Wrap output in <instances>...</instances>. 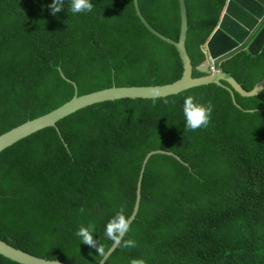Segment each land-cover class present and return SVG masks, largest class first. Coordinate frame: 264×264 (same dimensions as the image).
<instances>
[{
  "label": "trees",
  "instance_id": "obj_1",
  "mask_svg": "<svg viewBox=\"0 0 264 264\" xmlns=\"http://www.w3.org/2000/svg\"><path fill=\"white\" fill-rule=\"evenodd\" d=\"M138 1L157 31L179 39V0ZM226 1L186 0L194 76L202 75L201 46ZM53 2L0 0V135L76 93L181 77L176 46L142 22L134 0H92V12L77 14L64 0L55 15ZM221 68L251 90L264 77V47L257 55L240 51ZM233 92L241 108L217 83L165 98L97 103L5 149L0 238L40 258L99 264L104 257L75 233L93 223L94 239L110 249L108 221L122 204L132 215L142 162L162 150L175 157L156 154L147 163L138 214L124 237L136 247H117L106 264H264V90ZM189 95L214 105L208 127L185 128ZM0 264L19 263L0 254Z\"/></svg>",
  "mask_w": 264,
  "mask_h": 264
},
{
  "label": "water",
  "instance_id": "obj_2",
  "mask_svg": "<svg viewBox=\"0 0 264 264\" xmlns=\"http://www.w3.org/2000/svg\"><path fill=\"white\" fill-rule=\"evenodd\" d=\"M137 14L142 22L161 39L176 46L183 63V73L177 80L166 84H155L152 86H113L96 92L75 96L61 105L57 109L43 116L29 120L10 131L0 135V153L11 147L18 141L29 137L49 127L57 128V123L79 110L91 105L121 99H156L165 98V96L176 94L186 89L209 83H217L227 87L234 98V102L241 107L235 98L233 89L242 96H255L264 90V77L256 83L251 89L247 90L230 73L221 68V63L231 58L236 53L247 50L253 55L259 54L264 47V0H227L221 12L219 21L215 29L210 34L207 41L201 46L206 55V59L197 66V70L202 73L201 76H194V66L192 59L187 51L186 39L189 28V19L186 0H179L181 15V31L179 39L175 40L163 33L157 31L143 15L139 1L134 0ZM62 76L65 78L64 74ZM69 82L76 84L71 80ZM228 82L230 86L223 83ZM153 89L159 91V97H154ZM77 92V89H76ZM253 110V109H252ZM156 154H175L167 151H152L148 153L142 162L140 177L137 185V198L132 215V223L139 210L141 201V190L144 173L149 159ZM178 159L189 167L181 158ZM117 247L111 246L108 256L103 258L99 264H106L111 254ZM0 254L19 264H68L60 260H49L34 256L23 250L17 249L0 238Z\"/></svg>",
  "mask_w": 264,
  "mask_h": 264
},
{
  "label": "clouds",
  "instance_id": "obj_3",
  "mask_svg": "<svg viewBox=\"0 0 264 264\" xmlns=\"http://www.w3.org/2000/svg\"><path fill=\"white\" fill-rule=\"evenodd\" d=\"M49 7L51 9V13L55 15L64 8V0H54V2ZM93 7L94 5L92 3V0H70V10L73 14L90 13L93 11ZM153 95L154 97H159L160 93L158 90L153 89ZM164 102L165 104L169 103V101L167 100H165ZM171 103L174 105L175 101H172ZM213 109L214 105L211 101H208L205 104L199 102V99L196 96H187L183 102L185 128L187 130L195 131L200 128L208 127L210 124ZM187 165L189 166V164ZM125 210L126 204H122L116 214L108 221L106 225L105 235L109 240L112 241V244L115 247L122 246L124 248H133L136 247V242L132 239H124V237L130 231L131 225V218L125 215ZM79 211L81 213H84L85 209L81 207ZM93 233H95V224L90 223L87 227L83 225L80 226L75 235L81 239V243L94 248L99 256L104 258L107 257L111 249H105L101 241H97L96 239H94ZM53 264H55V261L53 262ZM130 264H146V261L142 258L132 259L130 261Z\"/></svg>",
  "mask_w": 264,
  "mask_h": 264
}]
</instances>
